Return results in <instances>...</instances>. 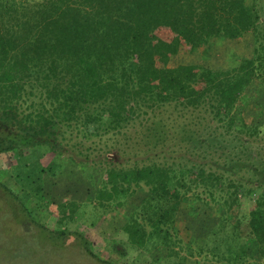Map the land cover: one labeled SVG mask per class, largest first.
<instances>
[{
    "label": "trees",
    "instance_id": "1",
    "mask_svg": "<svg viewBox=\"0 0 264 264\" xmlns=\"http://www.w3.org/2000/svg\"><path fill=\"white\" fill-rule=\"evenodd\" d=\"M246 36L250 59L227 69L207 61L217 42ZM186 55L202 63L175 62ZM256 84L259 98L239 117L238 103ZM258 112L264 0H0V158L25 162L17 177L30 190L0 188L37 227L59 240L76 235L98 261L107 263L80 230L90 220L86 207L122 214L143 194L121 227L133 248L176 255V223L193 197L224 209L242 242L232 249L236 259L264 264ZM68 164L102 175L86 198L56 203L44 180ZM32 198L41 215L28 210ZM111 250L126 257L120 245Z\"/></svg>",
    "mask_w": 264,
    "mask_h": 264
},
{
    "label": "rangeland",
    "instance_id": "2",
    "mask_svg": "<svg viewBox=\"0 0 264 264\" xmlns=\"http://www.w3.org/2000/svg\"><path fill=\"white\" fill-rule=\"evenodd\" d=\"M254 41L246 36L237 42H217L207 61L214 69H227L228 64L237 59H250L253 56ZM178 64H201L199 56H179L175 60ZM258 85L251 86L238 103L236 115L245 104L252 103L259 98ZM258 122H264V113L258 112ZM255 117V115H254ZM6 155L0 158V182L15 189L18 193L29 191L30 187L20 182L19 168L25 162ZM20 162V164H19ZM101 171H94L87 165H65L63 173L56 179L44 180V192H50L48 198L56 203L69 200H82L87 196V189H93L98 183ZM205 197V196H203ZM50 199V200H51ZM143 194L131 198L125 207V212L106 213L93 205L86 207L89 217L87 224L83 223L81 232L94 243L95 252L107 263L93 258L82 245L79 237L74 234L66 235L60 240L51 234V230H44L35 225L30 217L17 209V202L0 188V264H249V260L236 259V245L241 239L232 235V226L222 216L224 209L209 202H199L193 197L183 205L179 214L173 246L176 255L170 256L169 249L153 247L136 249L128 244L127 238L121 232L125 222L124 214H131L138 208ZM17 201L23 202L21 198ZM28 210L34 215H41L36 199L26 202ZM92 222L96 226L91 225ZM55 227V226H54ZM75 226L71 225V230ZM112 244L120 245L126 252V257H120L111 250ZM153 247V248H152ZM248 249V248H247ZM224 256L220 260L214 253ZM249 252L256 255L252 247ZM221 257V256H220ZM241 259V258H239ZM257 259V257L255 258Z\"/></svg>",
    "mask_w": 264,
    "mask_h": 264
}]
</instances>
